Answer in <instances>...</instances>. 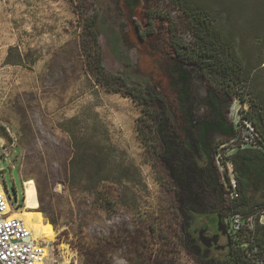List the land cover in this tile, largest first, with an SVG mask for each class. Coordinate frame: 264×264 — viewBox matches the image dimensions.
I'll list each match as a JSON object with an SVG mask.
<instances>
[{"label":"rangeland","instance_id":"obj_1","mask_svg":"<svg viewBox=\"0 0 264 264\" xmlns=\"http://www.w3.org/2000/svg\"><path fill=\"white\" fill-rule=\"evenodd\" d=\"M198 2L251 72L231 99L177 57L170 27L188 44L193 32L168 0H0V185L22 211L24 182L36 183L43 223L54 226L42 239L43 264H208L189 246L188 233L206 219L183 214L180 171L161 156L157 107L134 100L140 92L114 76L145 79L167 100L177 138L190 150L184 167L203 162L189 117L210 119L207 98L218 100L237 134L209 133L212 182L198 176L193 187L206 211L226 215L240 201L225 193L235 177L230 157L261 140L244 115L264 128V0ZM95 14L97 40L88 26ZM226 256L208 258L224 264Z\"/></svg>","mask_w":264,"mask_h":264},{"label":"trees","instance_id":"obj_2","mask_svg":"<svg viewBox=\"0 0 264 264\" xmlns=\"http://www.w3.org/2000/svg\"><path fill=\"white\" fill-rule=\"evenodd\" d=\"M168 1L183 11L193 32L192 43L188 44L177 41L175 39L176 28L170 27L172 46L177 57L182 62L197 65L209 78L226 89L224 97L231 99L234 94L232 92L240 94L239 90L249 82L251 72L243 68L242 63L234 53V49H232V43H227L221 37L215 23L217 18L212 10L201 5L198 0ZM98 21L97 14L88 21V26L95 40L100 34ZM100 69L105 72L104 67ZM114 76H119L118 78L125 85L140 92V95H132L134 100L140 104L157 107L155 110L158 112V116L154 117V121L156 122L155 131L162 145L161 156L169 168L180 171L176 181L181 189L179 195L185 201L182 207L183 214L189 220L196 216L195 211L199 214L208 213L204 197L195 193L193 187L195 180L199 177L204 180V185L212 182L210 163L213 162L216 151L208 142V135L210 132L220 133L223 137L233 140L237 134L236 128L223 117L218 100L212 97L207 98L212 116L210 119L196 122L194 116L189 117L192 128H198L200 132V136L194 144L198 154H201L203 162L202 165L199 162L197 164L193 162L190 167H184L185 162L189 160L190 150L183 147L182 142L177 138L167 100L158 94L149 81L145 79L130 75ZM181 77L187 86L189 73L183 70ZM239 96L245 101L241 95ZM244 118L252 123L258 136L261 137V140L256 141L257 147L243 148L238 146L235 153L230 157L240 194L238 199L240 201L233 206V210L247 214L258 209L264 210V128L251 116L244 115ZM1 134L3 133L0 132ZM188 241L192 249L199 251L201 260L208 264L215 263V260L208 258L207 252L201 248L193 233H188ZM242 244L247 245L243 247ZM226 257L224 264H264V224L258 226L253 239L246 238L245 241L241 238L233 239L231 254Z\"/></svg>","mask_w":264,"mask_h":264},{"label":"built area","instance_id":"obj_3","mask_svg":"<svg viewBox=\"0 0 264 264\" xmlns=\"http://www.w3.org/2000/svg\"><path fill=\"white\" fill-rule=\"evenodd\" d=\"M225 190L226 196L232 200L240 198L234 176L226 183ZM20 208L21 203L17 202L15 207L7 188L0 185V264H43L48 255V247L43 245L42 239L35 238L33 231L22 219L13 216V211ZM224 218L233 239L241 238L245 241L246 238L253 239L258 226L264 224V210L245 214L235 212L232 208ZM246 245L242 244L243 247Z\"/></svg>","mask_w":264,"mask_h":264},{"label":"flooded vegetation","instance_id":"obj_4","mask_svg":"<svg viewBox=\"0 0 264 264\" xmlns=\"http://www.w3.org/2000/svg\"><path fill=\"white\" fill-rule=\"evenodd\" d=\"M199 215L206 219L205 223L194 234L201 248L207 252V255L211 252H226V255L230 256L233 237L230 229L225 224L224 216L213 212H205ZM201 231H203L202 235L200 234ZM214 239H217L218 242L215 243ZM222 239L226 241L225 244L221 243Z\"/></svg>","mask_w":264,"mask_h":264},{"label":"bare ground","instance_id":"obj_5","mask_svg":"<svg viewBox=\"0 0 264 264\" xmlns=\"http://www.w3.org/2000/svg\"><path fill=\"white\" fill-rule=\"evenodd\" d=\"M0 139L1 136H0ZM25 184V201L24 210H14L13 216L22 219L27 226L33 231L35 238L47 239L54 234L51 224H44L43 214L39 212L40 202L38 190L34 180H26Z\"/></svg>","mask_w":264,"mask_h":264},{"label":"water","instance_id":"obj_6","mask_svg":"<svg viewBox=\"0 0 264 264\" xmlns=\"http://www.w3.org/2000/svg\"><path fill=\"white\" fill-rule=\"evenodd\" d=\"M221 224H223L222 222H220ZM200 234L202 235L203 234V231H201L200 232ZM214 241H215V243H217L218 242V240L217 239H214Z\"/></svg>","mask_w":264,"mask_h":264}]
</instances>
